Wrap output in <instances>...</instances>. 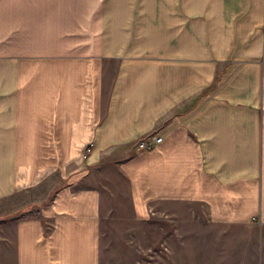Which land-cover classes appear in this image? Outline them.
<instances>
[{"label": "crops", "instance_id": "crops-1", "mask_svg": "<svg viewBox=\"0 0 264 264\" xmlns=\"http://www.w3.org/2000/svg\"><path fill=\"white\" fill-rule=\"evenodd\" d=\"M86 1L4 14L11 264H264V0Z\"/></svg>", "mask_w": 264, "mask_h": 264}, {"label": "rangeland", "instance_id": "rangeland-1", "mask_svg": "<svg viewBox=\"0 0 264 264\" xmlns=\"http://www.w3.org/2000/svg\"><path fill=\"white\" fill-rule=\"evenodd\" d=\"M50 0H0V29H1V35H3L5 32H7L8 30V20H7V15H6V20L4 18V14H8V9L9 6H11V10L13 7V10L15 8L16 13H17V29H18V33L19 30L23 28V26L21 24H19L20 22H24L25 17H28L29 22H36L39 21L40 18L42 17L41 15V8L43 7L45 2H48ZM45 7V6H44ZM43 7V8H44ZM47 7V6H46ZM9 17V16H8ZM32 31V28L30 30V32ZM90 144H87L83 150H82V154L83 152H85L87 150V148L89 149V154L92 151V144L91 147H89ZM88 154V155H89ZM86 160V159H85ZM104 233L102 235V257H103V264H106L105 262H107L106 260L109 258L114 256L116 257V255H120L121 249L119 248H115V244L120 242L121 239H107L106 236H108V230L110 231H114L117 233H121V231L125 230L126 228H129L130 226H132V223H124V224H104ZM148 230L151 229V227L146 228ZM8 227H2L0 228V235H1V239L2 241L0 242L1 244V255H0V264H11V260H10V255L7 254V251H10V246L8 245V238L7 236L10 235L11 233H9ZM2 235H6V238H2ZM104 243L106 245H104ZM125 258H130V260L132 259V261H135V264L140 263L139 261H137V259L139 260V258L137 256H129V255H124ZM135 259V260H134ZM108 264V263H107ZM115 264H122L121 262H117Z\"/></svg>", "mask_w": 264, "mask_h": 264}, {"label": "built area", "instance_id": "built-area-1", "mask_svg": "<svg viewBox=\"0 0 264 264\" xmlns=\"http://www.w3.org/2000/svg\"><path fill=\"white\" fill-rule=\"evenodd\" d=\"M162 141V137L159 135H149L146 137H143L141 139H139L136 142V149L137 150H150L152 148H154L157 144L161 143ZM89 147H91V144L89 145ZM89 154V149L87 148V150L85 152H83L82 154V158L83 160L88 158Z\"/></svg>", "mask_w": 264, "mask_h": 264}, {"label": "bare ground", "instance_id": "bare-ground-1", "mask_svg": "<svg viewBox=\"0 0 264 264\" xmlns=\"http://www.w3.org/2000/svg\"><path fill=\"white\" fill-rule=\"evenodd\" d=\"M90 2H91V0H89ZM89 1L87 0L86 2H88L89 3ZM98 3V2H97ZM86 4V3H85ZM77 5V4H76ZM91 5H92V3H91ZM94 5V4H93ZM86 6V5H85ZM69 7V6H68ZM92 8V7H91ZM88 9V8H87ZM85 10H86V8H85ZM94 10H95V8H94ZM68 11V10H67ZM88 20V19H87ZM96 31V30H95ZM97 31H99V30H97ZM71 32V31H70Z\"/></svg>", "mask_w": 264, "mask_h": 264}, {"label": "trees", "instance_id": "trees-1", "mask_svg": "<svg viewBox=\"0 0 264 264\" xmlns=\"http://www.w3.org/2000/svg\"><path fill=\"white\" fill-rule=\"evenodd\" d=\"M217 85H218V83H217V81H216L215 84L213 85V87L211 88V90L214 89V88H216Z\"/></svg>", "mask_w": 264, "mask_h": 264}]
</instances>
